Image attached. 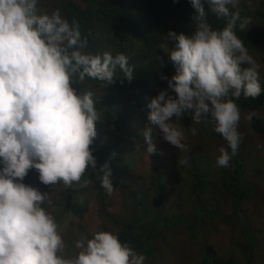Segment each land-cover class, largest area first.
<instances>
[{"label": "clouds", "instance_id": "obj_1", "mask_svg": "<svg viewBox=\"0 0 264 264\" xmlns=\"http://www.w3.org/2000/svg\"><path fill=\"white\" fill-rule=\"evenodd\" d=\"M189 3L191 34L169 30L158 44L174 74H161L166 88L147 104V120L181 151L188 150L184 116L211 124L227 144L219 148L216 164L227 168L242 139L236 101L264 91L260 65L235 31L237 26L245 31L251 21L241 19L240 0ZM38 5L39 0H0V264H145L144 254L107 231L81 236L74 241L75 253L64 255L61 227L46 207L52 204L49 193L22 182L35 169L48 186L83 189L93 183L83 177L89 168L97 169L91 146L101 113L93 91L74 86L93 80L106 89L117 70L130 82L134 67L120 52H84L88 40L78 21ZM210 14L225 26L214 28ZM257 116L251 111L244 118L251 122ZM151 133L148 126L141 133L148 156L157 151ZM99 172L100 186L110 194L109 161ZM141 206L137 200L135 211Z\"/></svg>", "mask_w": 264, "mask_h": 264}, {"label": "trees", "instance_id": "obj_2", "mask_svg": "<svg viewBox=\"0 0 264 264\" xmlns=\"http://www.w3.org/2000/svg\"><path fill=\"white\" fill-rule=\"evenodd\" d=\"M38 7L49 14L59 10L70 23L77 20L82 37L88 40L84 52H120L134 66L130 82L117 70L114 83L106 89L93 80L74 86L78 91H93L101 113L91 146L97 169L85 173L83 179L93 183L83 189L37 180L36 188L49 193L50 214L59 224L65 214L76 217L74 231L88 238L97 231L116 234L147 257L145 264H264V91L255 99L241 96L236 101L242 139L227 168L216 164L226 141L211 124L192 121L191 114L181 120L187 151L156 140L157 151L148 156L139 148L143 141L131 125L137 121L143 129L151 127L154 137L159 134L147 120V104L166 88L161 74L170 77L174 69L158 44L169 30L191 34L194 9L189 0H39ZM239 7L241 19L247 17L251 23L245 31L238 26L235 31L260 65L264 88V0H240ZM209 21L214 28L225 26L212 14ZM251 111L258 116L249 122L244 117ZM105 161L111 168L110 194L99 183V166ZM144 168L153 195L135 190L132 196L123 195L132 189L128 181L143 186V177L133 174ZM27 179L22 182L28 184ZM176 191L180 193L167 194ZM136 199L142 204L141 212L119 214L124 201ZM60 234L71 238L67 230ZM74 253L67 246L64 255Z\"/></svg>", "mask_w": 264, "mask_h": 264}, {"label": "rangeland", "instance_id": "obj_3", "mask_svg": "<svg viewBox=\"0 0 264 264\" xmlns=\"http://www.w3.org/2000/svg\"><path fill=\"white\" fill-rule=\"evenodd\" d=\"M131 125L135 126V129H137L136 132H138L141 141H143V143L141 144V146L139 148L141 149L142 152H145L146 145H145L144 137L141 134L144 129L141 128L140 126H138V122L137 121L133 122V124H131ZM151 136H152L153 144H154V142L156 140H157V143H161V141L163 140L161 138L160 134H158L156 137H154L153 134H151ZM189 141H191L193 143V140H189ZM170 146L173 147L172 145H170ZM142 158L144 159V161L148 160V158L144 154H142ZM149 166H151V164H149ZM0 167H2V165H0ZM148 175H149V173H148V171L145 168L142 169L139 172L134 173L133 177H143V179H142L143 186L139 185V184H134L131 181H128L130 183L129 187L132 188V189L129 190V191L123 192L124 193L123 195L132 196V195L135 194V191L136 192H141V193L144 192V191H147V192L150 193V195H153V190H150V188H152V187H148L149 185H151L150 184L151 179H150V177ZM26 177L28 178L27 179V183L28 184H26V185H29V186H32V187L36 188V181L39 180L38 172L35 169H30ZM165 179L169 180L167 177H165ZM167 188H169L171 190H174V186H172V185H167ZM179 193H180L179 191H176L174 193H169L168 192L167 194L169 196H172V195H177ZM136 206H137V199L136 200H131V201H124L123 207L118 212L121 215H126L129 210L135 211ZM50 210L51 209H49V211ZM54 215L56 216L58 214H54ZM64 216H66V219H65L64 223L63 224L60 223L59 225L61 227V231L67 230L70 233V235H71V238L70 237L66 238L65 235L63 236L64 239H65L66 247L68 246L70 248V247H73L74 241L79 239L82 235L80 233L74 231V224L77 222V218L74 217V216H71L70 214H66ZM64 216H61L59 219L62 220L64 218ZM56 221L58 223L57 219H56ZM177 239H178V237L175 238L176 241H177ZM73 249H74V247H73ZM65 251H66V249H65ZM74 251H76V250L74 249Z\"/></svg>", "mask_w": 264, "mask_h": 264}]
</instances>
